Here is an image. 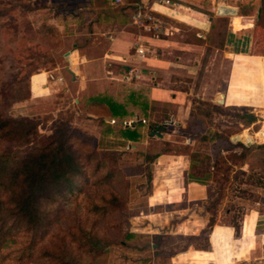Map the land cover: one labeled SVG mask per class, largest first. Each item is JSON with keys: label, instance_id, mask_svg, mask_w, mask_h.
<instances>
[{"label": "rangeland", "instance_id": "rangeland-1", "mask_svg": "<svg viewBox=\"0 0 264 264\" xmlns=\"http://www.w3.org/2000/svg\"><path fill=\"white\" fill-rule=\"evenodd\" d=\"M66 1L0 0V108L13 118L31 122L41 136L39 143L56 141L60 133L66 135L84 166L74 193L46 204L51 222L44 240L41 235L29 248L31 243L22 230L8 221L5 229L10 230L0 252V264H49L40 258L42 249L59 250L63 243L68 244L71 250L67 251L78 264H120L118 250L127 234L140 229L146 215L171 208L147 207L154 171L162 167L152 158L165 151H185L197 162L199 172H212L207 189L210 200L201 206L203 217L208 216L211 224H238L250 209L264 212V188L258 185L264 180V143L255 136L257 130H263L264 135V126L258 123V112L249 105L202 101L197 98L200 90L213 100L220 90L213 85L199 88L182 77L179 80L183 83L172 90L191 88L193 95L190 117L184 127L182 123L178 126L165 105L144 108L137 78L127 79L125 70L113 65L110 69L115 76H110L109 84L95 83L89 89L128 106L131 115L139 114L141 118L125 117L121 121H134V127L142 124L138 127L143 133L134 142L123 138L126 128L121 125L111 124L107 130L97 112L88 111L82 86L74 83L67 71L70 64L65 52L72 49V40L50 23L54 15L65 14L61 9L67 6ZM55 70L63 81L52 75ZM26 96L29 98L22 100ZM143 117L145 124L141 123ZM163 125L169 128L168 135H150L149 130ZM244 131L254 136L251 143L234 139ZM0 149L16 151L19 157L26 150L17 143L1 142ZM193 149L199 152L192 153ZM226 208L233 209V214L223 215ZM86 232L92 234L91 244H98L93 250L82 247L87 242ZM204 238H191L190 242L203 247ZM75 239L73 247L71 241Z\"/></svg>", "mask_w": 264, "mask_h": 264}, {"label": "crops", "instance_id": "crops-1", "mask_svg": "<svg viewBox=\"0 0 264 264\" xmlns=\"http://www.w3.org/2000/svg\"><path fill=\"white\" fill-rule=\"evenodd\" d=\"M166 1L68 0L61 9L65 14L54 15L50 23L72 40V49L65 52L70 64L67 71L82 86L84 103L95 95L106 96L89 88L95 83L108 85L110 76H115L110 67L119 65L127 73L124 77L137 78L144 108L165 105L178 126L184 127L190 117L193 95L191 84L189 90H172L183 83L182 77L199 88L213 85L220 90L215 100L200 90L198 99L249 105L264 126V0ZM137 10L146 13L158 29L134 25L132 16ZM139 47L146 50L145 56L137 53ZM57 71L52 75L57 76ZM124 106L126 117L133 118ZM134 117L141 118L139 114ZM111 120L106 121L109 127ZM168 132L164 125L149 130L158 137ZM262 132L257 130L255 136L264 143ZM241 135L254 139L247 131L234 138ZM153 160L162 167L154 171L147 207L171 208L146 215L140 229L127 234L118 250L120 264H264V212L246 210L239 231L234 223L211 224L201 206L210 200L207 189L212 174L196 173L193 164L199 165L185 151H165ZM223 211L225 216L233 214L231 208ZM202 235L205 245L195 247L190 239Z\"/></svg>", "mask_w": 264, "mask_h": 264}, {"label": "trees", "instance_id": "trees-1", "mask_svg": "<svg viewBox=\"0 0 264 264\" xmlns=\"http://www.w3.org/2000/svg\"><path fill=\"white\" fill-rule=\"evenodd\" d=\"M28 98L29 96L22 97V100ZM87 106L89 112H97L101 125H105L107 130L110 127L105 118L121 121L128 115L124 105L103 95L90 98ZM122 136L127 141L135 142L142 133L137 125L133 129L126 128L122 131ZM216 136L220 137L218 134H215ZM40 138L37 128L31 122L13 118L0 108V142L17 143L18 146L26 148L20 157L16 151L0 149V252L9 234L10 229H5L8 221H13L14 225L22 230L31 243L29 248L37 244L41 235L44 240V231L51 222L46 204L51 205L74 193L77 189V178L83 174L84 166L78 154L69 145L66 135L60 133L56 141L45 143H39ZM234 139L246 143L253 140L245 135ZM192 169L201 174L195 164ZM110 175L109 173L107 176ZM263 182L258 183L260 188H264ZM234 226L239 231V225ZM89 234L86 232L87 242L83 243L82 247L90 246L93 250L98 244H91L94 241L90 236L92 234ZM75 241L76 239L71 241L72 246L77 244ZM67 249L71 250L67 243H63L59 250L44 247L40 258L49 264H78Z\"/></svg>", "mask_w": 264, "mask_h": 264}, {"label": "built area", "instance_id": "built-area-1", "mask_svg": "<svg viewBox=\"0 0 264 264\" xmlns=\"http://www.w3.org/2000/svg\"><path fill=\"white\" fill-rule=\"evenodd\" d=\"M116 1H119V0H116ZM211 1H217V0H211ZM233 1H239V0H233ZM166 3L169 4L170 2L167 0ZM150 19L151 18L149 16H147L146 13L142 12L141 10H137L132 16V22L137 27L143 28V29L148 30V31L157 30L158 26L151 23ZM137 53L143 57L146 54V50L143 47H139L137 49ZM141 123L145 124L146 121L141 120ZM111 124H118L124 128H128V127H134V125L136 123L134 121H131V122L130 121H117L115 119H112L110 121V125Z\"/></svg>", "mask_w": 264, "mask_h": 264}, {"label": "water", "instance_id": "water-1", "mask_svg": "<svg viewBox=\"0 0 264 264\" xmlns=\"http://www.w3.org/2000/svg\"><path fill=\"white\" fill-rule=\"evenodd\" d=\"M155 134L159 135V133L155 132Z\"/></svg>", "mask_w": 264, "mask_h": 264}, {"label": "bare ground", "instance_id": "bare-ground-1", "mask_svg": "<svg viewBox=\"0 0 264 264\" xmlns=\"http://www.w3.org/2000/svg\"><path fill=\"white\" fill-rule=\"evenodd\" d=\"M221 12H222V10H221ZM223 13V12H222ZM223 99V98H222Z\"/></svg>", "mask_w": 264, "mask_h": 264}]
</instances>
